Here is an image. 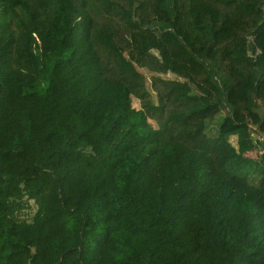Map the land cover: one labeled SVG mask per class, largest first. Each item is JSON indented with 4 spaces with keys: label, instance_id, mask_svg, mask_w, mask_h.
I'll return each mask as SVG.
<instances>
[{
    "label": "trees",
    "instance_id": "1",
    "mask_svg": "<svg viewBox=\"0 0 264 264\" xmlns=\"http://www.w3.org/2000/svg\"><path fill=\"white\" fill-rule=\"evenodd\" d=\"M177 1L144 24L137 0H0V264H264V149L247 156L264 143ZM246 48L258 114L264 54Z\"/></svg>",
    "mask_w": 264,
    "mask_h": 264
},
{
    "label": "rangeland",
    "instance_id": "2",
    "mask_svg": "<svg viewBox=\"0 0 264 264\" xmlns=\"http://www.w3.org/2000/svg\"><path fill=\"white\" fill-rule=\"evenodd\" d=\"M248 6L241 7L236 0H179L175 7L177 17L175 26L191 43L193 51L214 61L217 70L224 76V91L227 101L233 109V118L244 128L255 132L261 146L264 143V83H259L255 101L260 106L258 114L252 113L246 106L249 85L253 82L250 74L251 57L247 43L252 42L257 50L264 54V7L254 9L257 0H242ZM136 17L147 24L150 20H161L163 14L158 9L160 0H137ZM116 51H120L116 48ZM146 77V86L150 90L151 74L142 70ZM164 78H174L166 75ZM151 91V90H150ZM132 107L139 109V101L132 100ZM225 111L213 107L191 117V134L203 136V125L209 121H218ZM230 144L236 146V139ZM264 148L249 153L256 159ZM30 208L21 213L20 218L31 221L36 212L32 201Z\"/></svg>",
    "mask_w": 264,
    "mask_h": 264
}]
</instances>
